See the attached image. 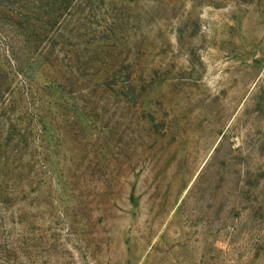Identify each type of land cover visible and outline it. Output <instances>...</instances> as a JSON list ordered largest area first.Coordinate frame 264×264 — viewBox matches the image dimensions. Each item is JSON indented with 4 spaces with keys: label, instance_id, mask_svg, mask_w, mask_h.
Wrapping results in <instances>:
<instances>
[{
    "label": "rangeland",
    "instance_id": "obj_1",
    "mask_svg": "<svg viewBox=\"0 0 264 264\" xmlns=\"http://www.w3.org/2000/svg\"><path fill=\"white\" fill-rule=\"evenodd\" d=\"M0 264H264V0H0Z\"/></svg>",
    "mask_w": 264,
    "mask_h": 264
}]
</instances>
